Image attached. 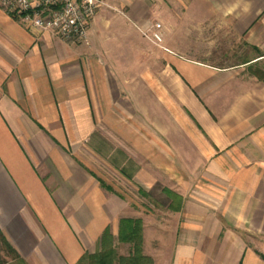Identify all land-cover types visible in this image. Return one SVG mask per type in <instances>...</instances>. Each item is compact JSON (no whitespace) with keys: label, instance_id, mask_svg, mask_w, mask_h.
<instances>
[{"label":"crops","instance_id":"obj_1","mask_svg":"<svg viewBox=\"0 0 264 264\" xmlns=\"http://www.w3.org/2000/svg\"><path fill=\"white\" fill-rule=\"evenodd\" d=\"M185 1L99 12L88 45L0 7V229L20 256L11 264H77L135 217L127 192L148 196L166 181L184 198L173 264H264V0H189L184 12ZM131 18L162 21L165 44Z\"/></svg>","mask_w":264,"mask_h":264},{"label":"rangeland","instance_id":"obj_2","mask_svg":"<svg viewBox=\"0 0 264 264\" xmlns=\"http://www.w3.org/2000/svg\"><path fill=\"white\" fill-rule=\"evenodd\" d=\"M102 1H103V4L98 9L95 16L99 12H104V11L107 12L110 10L113 12L126 15L129 9L128 3H134L140 9L142 7L141 12H143V14H146V15H148V10L146 9H150L151 11V9H155L163 5V0H102ZM118 2L126 3L127 5V7H125L126 9L120 10L116 8L117 5L115 4H118ZM170 7L172 9V7H177V5H174L173 3H171ZM190 7H191V4L189 3V0H186L185 3L182 4V11L185 12L186 9L188 10L190 9ZM196 7L197 5H194L193 10H195ZM1 9L3 8L1 7ZM197 9H198V12H204L205 4H198ZM150 21H151V23L149 24L150 27L155 23H162V21L158 20L157 18H153ZM131 22H133L135 25L138 26L139 29H141L140 33L142 34L143 38L148 39L147 37L143 35V31L146 30L147 27L141 26L140 23H138V21L134 19H132ZM192 22L193 21L190 18L187 21H185L183 25L191 24ZM205 23L206 21L204 22L203 27H201V30H199L198 32L199 39L201 40V43L203 45L206 42V36H207V30H205L206 28ZM162 26L164 27L163 23H162ZM162 33H163V42L161 43V45H164L165 44V36H164L165 32L162 31ZM181 33L186 34L184 29H181ZM183 37L184 36H182V38ZM236 40L237 38H233V44L232 46L231 45L230 46L235 49H238V46H237L238 43L236 44ZM89 43H90V40H89ZM217 54L220 55V53H217ZM230 54L234 55L233 56L234 60L239 59V56H238V54H240L239 52L232 51ZM140 99L135 98L134 103H136L137 100H140ZM187 166L188 165H182V167L183 168L185 167L186 169H187ZM182 172H183V176L185 177L189 176L188 174H186L184 169L182 170ZM186 181L188 182V180ZM169 184L170 183L168 181H166L165 184L163 182H158L153 188L149 190V194L147 197H146L145 192H143L144 194L143 195L136 189H133L132 192L126 193V196H127L126 198L128 201H130L131 207L133 209V214L135 215V217H131V218H141L144 222V239H145L144 251H145V254L153 258L155 264H173L174 246H175V243L177 241V236H178L177 235L178 224L175 218H173L175 211L172 210V207L173 206L175 207V205L176 207H178L179 205H181L182 207L184 198L178 191H175V189L170 188ZM168 189L180 195L182 204H180V202L179 204L175 203L174 200L170 196H168L166 192V190ZM125 217H130V216H125ZM116 248H117L118 253L121 255H128L130 252V245L120 243L119 241H117L116 243ZM101 249H102V246H101ZM10 261L11 259L9 258L7 264H11ZM86 264H88V261L86 262Z\"/></svg>","mask_w":264,"mask_h":264},{"label":"built area","instance_id":"obj_3","mask_svg":"<svg viewBox=\"0 0 264 264\" xmlns=\"http://www.w3.org/2000/svg\"><path fill=\"white\" fill-rule=\"evenodd\" d=\"M102 0H0L9 15H19L27 25L55 31L65 40L89 43V25L102 6ZM151 42H163L162 24L155 23L143 31Z\"/></svg>","mask_w":264,"mask_h":264},{"label":"trees","instance_id":"obj_4","mask_svg":"<svg viewBox=\"0 0 264 264\" xmlns=\"http://www.w3.org/2000/svg\"><path fill=\"white\" fill-rule=\"evenodd\" d=\"M20 17L19 15H15ZM109 190H113L108 187ZM175 203H181V197L171 190H166ZM144 195V194H143ZM147 197V195H146ZM172 210L178 212L181 205L173 206ZM129 244L128 255H121L116 248V241ZM144 222L141 218L122 217L119 221L118 237H114L110 228H107L101 239V251L95 254H85L77 264H155L151 256L144 251ZM264 257V255H263ZM19 259L20 256L12 247L0 229V264H7L8 259Z\"/></svg>","mask_w":264,"mask_h":264}]
</instances>
